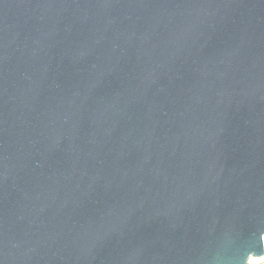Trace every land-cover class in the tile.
<instances>
[{"label": "water", "instance_id": "1", "mask_svg": "<svg viewBox=\"0 0 264 264\" xmlns=\"http://www.w3.org/2000/svg\"><path fill=\"white\" fill-rule=\"evenodd\" d=\"M263 239L264 0H0V264Z\"/></svg>", "mask_w": 264, "mask_h": 264}, {"label": "built area", "instance_id": "2", "mask_svg": "<svg viewBox=\"0 0 264 264\" xmlns=\"http://www.w3.org/2000/svg\"><path fill=\"white\" fill-rule=\"evenodd\" d=\"M263 241H264V239H263ZM251 264H264V257L262 259H259V260L251 261Z\"/></svg>", "mask_w": 264, "mask_h": 264}]
</instances>
